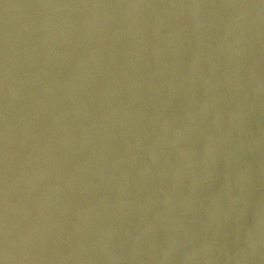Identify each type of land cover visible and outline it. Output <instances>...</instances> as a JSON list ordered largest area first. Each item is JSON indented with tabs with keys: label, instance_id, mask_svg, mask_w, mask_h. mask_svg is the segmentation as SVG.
Returning <instances> with one entry per match:
<instances>
[{
	"label": "water",
	"instance_id": "95a60500",
	"mask_svg": "<svg viewBox=\"0 0 264 264\" xmlns=\"http://www.w3.org/2000/svg\"><path fill=\"white\" fill-rule=\"evenodd\" d=\"M0 264H264V0H0Z\"/></svg>",
	"mask_w": 264,
	"mask_h": 264
}]
</instances>
